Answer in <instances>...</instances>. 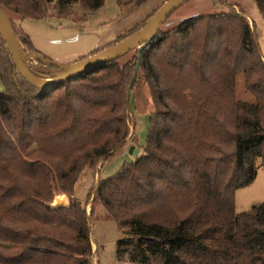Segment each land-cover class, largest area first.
<instances>
[{"label": "trees", "instance_id": "16d2710c", "mask_svg": "<svg viewBox=\"0 0 264 264\" xmlns=\"http://www.w3.org/2000/svg\"><path fill=\"white\" fill-rule=\"evenodd\" d=\"M254 1L264 18V0ZM104 3L0 0L13 26L10 13L45 19L76 5L85 19ZM246 15L229 5L188 18L160 29L124 64L117 59L46 90L21 76L0 34V264H92V213L75 185L87 166L126 143L127 89L137 69L154 100L145 153L100 179L92 200L124 233L120 264L126 256L129 264H264V202L235 207L236 190L255 179L259 161L264 168V58ZM50 62L47 70L26 65L47 75L58 68ZM59 192L68 204L54 207Z\"/></svg>", "mask_w": 264, "mask_h": 264}, {"label": "rangeland", "instance_id": "374dc122", "mask_svg": "<svg viewBox=\"0 0 264 264\" xmlns=\"http://www.w3.org/2000/svg\"><path fill=\"white\" fill-rule=\"evenodd\" d=\"M166 1L134 0L122 5L118 0H105L101 8L87 15L85 19L82 18V15L86 14L85 10L75 5L71 14L67 16L51 15L45 19H19L18 16L10 13V17L15 19L14 26L10 20L9 22L24 62L33 70H47L50 69L48 68L49 61L58 64H72L115 43L146 21ZM229 5L234 6L237 11L242 8L247 14L264 58V18L254 0H228V4L224 5L218 0H185L167 18L161 29L163 31L173 29L188 18L220 12ZM18 30L20 34L22 32L31 40L36 51L42 56L25 45L23 38L17 34ZM142 50L138 48L139 52ZM134 55L135 51L128 52L119 58V63L124 64ZM43 56L49 60L44 61L46 65L40 63ZM61 71L63 69L56 68L52 69L50 74H39L38 76L41 79H50L49 76L61 73ZM138 72L139 69L134 74L133 84H130L127 89V95L130 98L128 109L130 135L126 143L122 144L107 160L100 161L91 167L87 166L75 185V198L86 206L88 213H92L90 220L92 264L121 263L117 256L116 244L124 233L108 210L101 203L92 204V200L94 188L100 179L115 175L123 166L133 163L137 157L145 153L154 100L147 81ZM239 82V96L242 99L247 98L244 95L243 80L240 79ZM4 91L5 86L0 79V92ZM132 145L139 148L137 157L129 152ZM257 165L255 179L235 192L237 212L248 210L253 205L264 202V168L260 161ZM67 204V197L62 192L56 194L52 202L54 207ZM125 260L127 262L125 261L124 264H129L127 256Z\"/></svg>", "mask_w": 264, "mask_h": 264}, {"label": "water", "instance_id": "95a60500", "mask_svg": "<svg viewBox=\"0 0 264 264\" xmlns=\"http://www.w3.org/2000/svg\"><path fill=\"white\" fill-rule=\"evenodd\" d=\"M185 0H167L161 8H159L150 22L140 31L119 41L113 45L104 48L101 51L90 55L82 60L72 64H58L50 62V64L63 69L56 77L50 79H41L34 75L24 62L16 39L12 33L10 22L5 10L0 5V34L6 44V47L14 61L15 67L21 76L33 87L39 90H46L54 85L63 83L73 77L79 76L89 70L104 65L108 62L115 61L127 54L128 52L140 48L143 49L158 33L163 23L169 16L184 2ZM129 152L137 157L139 148L132 145ZM60 204V202H58Z\"/></svg>", "mask_w": 264, "mask_h": 264}, {"label": "bare ground", "instance_id": "6f19581e", "mask_svg": "<svg viewBox=\"0 0 264 264\" xmlns=\"http://www.w3.org/2000/svg\"><path fill=\"white\" fill-rule=\"evenodd\" d=\"M17 41V40H16Z\"/></svg>", "mask_w": 264, "mask_h": 264}]
</instances>
